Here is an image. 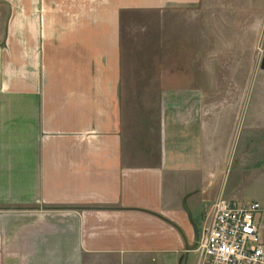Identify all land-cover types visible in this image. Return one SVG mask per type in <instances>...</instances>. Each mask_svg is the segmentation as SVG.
I'll list each match as a JSON object with an SVG mask.
<instances>
[{
	"label": "crops",
	"instance_id": "crops-1",
	"mask_svg": "<svg viewBox=\"0 0 264 264\" xmlns=\"http://www.w3.org/2000/svg\"><path fill=\"white\" fill-rule=\"evenodd\" d=\"M207 11L0 0V264H196L213 200L264 208V89Z\"/></svg>",
	"mask_w": 264,
	"mask_h": 264
},
{
	"label": "rangeland",
	"instance_id": "rangeland-1",
	"mask_svg": "<svg viewBox=\"0 0 264 264\" xmlns=\"http://www.w3.org/2000/svg\"><path fill=\"white\" fill-rule=\"evenodd\" d=\"M204 1L207 2L208 16L213 18L214 64L240 63L245 68L247 93L249 86L251 91L257 92L261 83L264 89V68H261L264 57V0ZM235 76L226 72L215 73L217 80L223 82L232 81ZM243 189L252 190L251 194L254 191L264 194V174L257 183H247Z\"/></svg>",
	"mask_w": 264,
	"mask_h": 264
},
{
	"label": "built area",
	"instance_id": "built-area-1",
	"mask_svg": "<svg viewBox=\"0 0 264 264\" xmlns=\"http://www.w3.org/2000/svg\"><path fill=\"white\" fill-rule=\"evenodd\" d=\"M196 264H264V208L219 196L204 213Z\"/></svg>",
	"mask_w": 264,
	"mask_h": 264
},
{
	"label": "water",
	"instance_id": "water-1",
	"mask_svg": "<svg viewBox=\"0 0 264 264\" xmlns=\"http://www.w3.org/2000/svg\"><path fill=\"white\" fill-rule=\"evenodd\" d=\"M261 68H264V57H263L262 62H261Z\"/></svg>",
	"mask_w": 264,
	"mask_h": 264
}]
</instances>
